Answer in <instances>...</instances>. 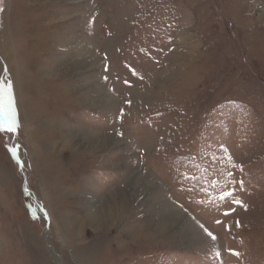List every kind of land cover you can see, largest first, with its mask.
I'll return each instance as SVG.
<instances>
[{"label":"rangeland","instance_id":"rangeland-1","mask_svg":"<svg viewBox=\"0 0 264 264\" xmlns=\"http://www.w3.org/2000/svg\"><path fill=\"white\" fill-rule=\"evenodd\" d=\"M0 9V264H264V0Z\"/></svg>","mask_w":264,"mask_h":264},{"label":"snow or ice","instance_id":"snow-or-ice-1","mask_svg":"<svg viewBox=\"0 0 264 264\" xmlns=\"http://www.w3.org/2000/svg\"><path fill=\"white\" fill-rule=\"evenodd\" d=\"M3 3V0H0V4ZM3 9H0V11H2ZM6 72L7 70L5 69V77L4 79L0 80V94H6V99H7V104H6V108L4 111V119L3 122L0 123V132H6V133H17L18 129H19V122L17 119V111L15 108V104H14V99H13V87H12V83L9 79H7L6 76ZM133 75H136L135 71H133ZM127 83V82H126ZM129 104L131 103L130 101L128 102ZM119 135H122V133H118ZM12 155L13 157H16V150L12 149ZM16 162L19 165L20 169L22 170L24 168V163L18 158L16 157ZM242 171V168H241ZM229 175H231V173H229ZM240 187L243 188V181H240ZM228 198L232 201V203H235L237 205H240L242 207H246L244 205H242V202L239 200H236L233 198L232 196V192H225L221 197V201H223L225 198ZM230 212L229 211H225L224 215L227 216L229 215ZM34 215V214H33ZM45 219H47V213L45 212ZM217 223H220L219 220H217ZM237 227H239V222H236ZM201 228H203V225L200 226ZM204 231L207 233V235L209 237H211V239L213 241L216 240V237L209 232L207 229H204ZM233 255H237L239 256V253H232ZM217 256H219V252H217Z\"/></svg>","mask_w":264,"mask_h":264},{"label":"bare ground","instance_id":"bare-ground-1","mask_svg":"<svg viewBox=\"0 0 264 264\" xmlns=\"http://www.w3.org/2000/svg\"><path fill=\"white\" fill-rule=\"evenodd\" d=\"M149 188H151V189H153L152 188V186L150 185V187ZM159 191V190H158ZM150 193H152V191L150 190ZM155 197H156V192H153L152 193ZM110 211H108V213L106 214V216L108 215V217H112V216H114V212H113V209L112 208H110L109 209ZM165 215V214H164ZM173 215V214H172ZM170 216V215H169ZM87 222L89 223V224H91V225H95V226H97V227H100V219L98 218V216H96L95 214L93 215H90V216H88V219H87Z\"/></svg>","mask_w":264,"mask_h":264}]
</instances>
